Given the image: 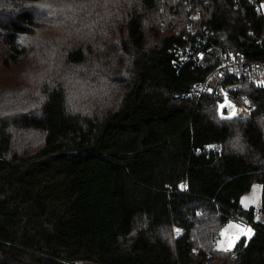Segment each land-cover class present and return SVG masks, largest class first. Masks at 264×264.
<instances>
[{"label":"trees","instance_id":"trees-1","mask_svg":"<svg viewBox=\"0 0 264 264\" xmlns=\"http://www.w3.org/2000/svg\"><path fill=\"white\" fill-rule=\"evenodd\" d=\"M254 5L0 0V64L38 57L34 36L60 55L37 90L0 93V264H264V85L240 80L254 108L221 118L213 95L186 94L210 67L175 52L218 44L264 58ZM80 66L93 95L72 104L66 73ZM253 182L257 209L239 201ZM238 217L254 235L216 247Z\"/></svg>","mask_w":264,"mask_h":264},{"label":"built area","instance_id":"built-area-1","mask_svg":"<svg viewBox=\"0 0 264 264\" xmlns=\"http://www.w3.org/2000/svg\"><path fill=\"white\" fill-rule=\"evenodd\" d=\"M255 2V10L264 14V0H250ZM190 28V27H189ZM176 61L182 62L192 59L196 65L210 67L202 80L193 82L187 90V96L211 94L215 98L216 113L219 117L231 116L232 109H220L226 101L234 105L236 115L248 113L254 108V102L245 91L240 90L244 80L253 88L264 85V58H246L241 51L224 48L218 44L203 49L201 46L191 50L188 45L175 47ZM232 75L236 82H224V78ZM235 115V116H236Z\"/></svg>","mask_w":264,"mask_h":264},{"label":"rangeland","instance_id":"rangeland-1","mask_svg":"<svg viewBox=\"0 0 264 264\" xmlns=\"http://www.w3.org/2000/svg\"><path fill=\"white\" fill-rule=\"evenodd\" d=\"M62 7V6H59ZM40 8L42 9V6H40ZM45 25H43L42 27H44ZM41 27V28H42ZM57 31V27H55L52 31H44V33L46 34H52L54 35L55 32ZM64 34V32H62L60 34V36H62ZM39 36H44L43 34L39 35ZM36 36H34V42L36 43V48L34 49H38V57L36 56H31V51L25 55L23 58H20L18 60V62L15 63H10L8 65H4V64H0V93H2V95H7L9 92V94L14 95V93L20 94L21 92H29V94L31 93L32 89L29 88L30 86H32L34 89L37 90L38 85L36 83H32L34 82L36 79L39 78V76H41V78L39 79V83L40 81H46V79H42L43 77H45L46 75L44 73H47L48 68L52 67V66H56L58 64V61L55 62H51L50 60H48L49 58L55 59V58H59V56H55L51 54H57L58 53V47L55 46L52 43H46L45 45L42 44V42H40L39 40L35 39ZM27 40H31L27 39ZM58 40V39H55ZM35 51V50H33ZM86 67L88 66H80V67H72L71 71H68L66 73L68 80H70V84L74 85V88L71 89L69 88L67 91L69 92L67 95V101L69 103H74L75 101H78L81 96H85L86 94H92V87H91V83L86 82V79L89 77L88 76V71L86 70ZM70 67L66 68L69 69ZM65 71V70H64ZM98 70L96 68L93 69V71H91V78L93 79V82H98V78L96 77V74ZM79 76L83 78V80H79ZM66 81V76L64 77V79ZM84 81V85L82 86ZM100 83V82H99ZM78 85V86H77ZM80 85V86H79ZM99 92V90H98ZM96 95V94H95ZM15 96V95H14ZM70 96V97H69ZM69 98V99H68ZM35 105V102H34ZM71 106V105H69ZM35 107H30V109H34ZM81 109H85V107H81ZM29 136H27L28 139H35L36 135L34 136H30L31 133H29ZM258 196L259 199L257 200V202L255 204H250L249 206H253L255 209H257L259 207L260 204V197H261V185L258 182H253L249 188L248 191L244 192L240 198L239 201L241 203V201L247 197L249 199H252L253 196ZM242 204V203H241ZM243 205V204H242ZM259 214L256 212L254 213V219H259ZM241 224L243 226L246 227H251V224L246 222L244 219L238 217V218H232L229 219L225 224L221 225V227L218 229V233H217V238H216V242H215V246L220 248V241L221 240H226L227 238L222 236L221 233L225 230V228H227V226L229 224ZM253 229V228H252Z\"/></svg>","mask_w":264,"mask_h":264},{"label":"snow or ice","instance_id":"snow-or-ice-1","mask_svg":"<svg viewBox=\"0 0 264 264\" xmlns=\"http://www.w3.org/2000/svg\"><path fill=\"white\" fill-rule=\"evenodd\" d=\"M220 109H224L225 107L231 108V116L236 115V110L234 105H232L230 102L226 101L225 104H221ZM226 119H229L231 117H224ZM259 199L258 196H253L252 199H249L245 197L241 203L245 208H248L250 204H255L257 200ZM222 236L226 237V240L220 241V249L223 251H230L236 244L237 241L241 239V237H246L248 239H251L252 235H254L253 229L251 227H246L241 224H229L227 228L221 233Z\"/></svg>","mask_w":264,"mask_h":264}]
</instances>
